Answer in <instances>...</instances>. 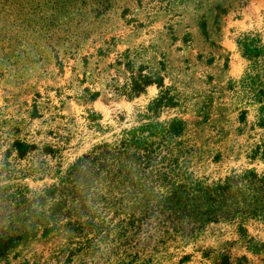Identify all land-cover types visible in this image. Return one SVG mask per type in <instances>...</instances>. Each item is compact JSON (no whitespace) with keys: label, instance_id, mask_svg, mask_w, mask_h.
Returning <instances> with one entry per match:
<instances>
[{"label":"rangeland","instance_id":"obj_1","mask_svg":"<svg viewBox=\"0 0 264 264\" xmlns=\"http://www.w3.org/2000/svg\"><path fill=\"white\" fill-rule=\"evenodd\" d=\"M263 32L264 0H0V264H264V75L237 43ZM174 118L180 202L145 171L54 192L94 145Z\"/></svg>","mask_w":264,"mask_h":264},{"label":"trees","instance_id":"obj_2","mask_svg":"<svg viewBox=\"0 0 264 264\" xmlns=\"http://www.w3.org/2000/svg\"><path fill=\"white\" fill-rule=\"evenodd\" d=\"M96 12H98L97 15H101L105 10H98ZM237 43L244 55L253 59L255 63H259L258 67L263 72L262 75H264V32L253 35V37L244 35L237 40ZM43 47H49L48 52L54 53L56 56L61 53L68 54L71 49L70 46L67 47V45L62 44L57 47L56 45L47 43L43 44ZM99 52L103 53L102 49ZM58 62L61 65L62 62ZM153 82L157 83L159 87L163 86L161 78L159 79V77L141 75L138 80L137 76L132 75L130 78L129 93L138 95L146 86ZM262 87L264 89L263 83ZM262 94L264 95V91ZM96 96L97 94H94L91 98H95ZM166 101L170 103V99L161 90V96L157 98L156 102L161 104ZM259 124L264 127V117L260 119ZM184 127L185 125L182 119L174 118L168 121L134 127L124 132L114 141L96 144L75 159L67 170V176L59 179L54 188V192L67 189V194L70 198L78 197L79 199L81 198V201H84L82 199H85L89 195L82 193L83 190L76 189L80 182L81 172L88 173L84 176L89 174L93 175L92 178L95 180L98 179L100 173H109L110 176L107 177L116 183L121 179V174L125 173V171H145V173L151 174L152 176L157 174V178L160 176H163L161 177L163 179L168 178V185H166L165 189L159 187L154 189L152 187L153 185H147L148 190L146 192L148 196H157L163 198L168 204H176L187 196L185 192L186 187L172 181L169 177L173 176L174 171L180 172L182 168V164L179 162L175 153L176 147L173 143L175 144V140L181 136ZM14 148L18 155L22 157L33 146L17 141L14 144ZM50 152H52V149L47 147V153ZM80 204L84 205L82 202ZM10 240H12V237L8 238V241ZM4 253V249L0 247V256Z\"/></svg>","mask_w":264,"mask_h":264}]
</instances>
